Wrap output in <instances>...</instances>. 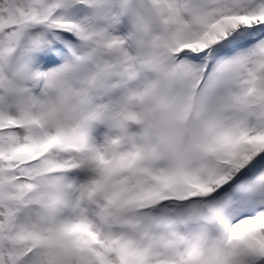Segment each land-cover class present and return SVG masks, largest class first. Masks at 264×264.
<instances>
[{"label": "snow or ice", "instance_id": "obj_1", "mask_svg": "<svg viewBox=\"0 0 264 264\" xmlns=\"http://www.w3.org/2000/svg\"><path fill=\"white\" fill-rule=\"evenodd\" d=\"M0 264H264V0H0Z\"/></svg>", "mask_w": 264, "mask_h": 264}]
</instances>
